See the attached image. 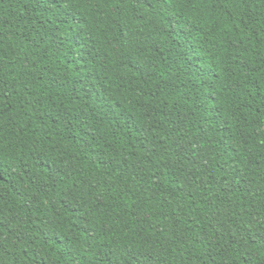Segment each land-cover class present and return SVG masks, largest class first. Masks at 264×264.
Returning <instances> with one entry per match:
<instances>
[{
    "label": "trees",
    "instance_id": "1",
    "mask_svg": "<svg viewBox=\"0 0 264 264\" xmlns=\"http://www.w3.org/2000/svg\"><path fill=\"white\" fill-rule=\"evenodd\" d=\"M0 264H264V0H0Z\"/></svg>",
    "mask_w": 264,
    "mask_h": 264
}]
</instances>
